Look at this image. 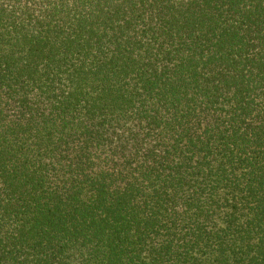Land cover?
<instances>
[{"label": "trees", "instance_id": "obj_1", "mask_svg": "<svg viewBox=\"0 0 264 264\" xmlns=\"http://www.w3.org/2000/svg\"><path fill=\"white\" fill-rule=\"evenodd\" d=\"M0 264H264V0H0Z\"/></svg>", "mask_w": 264, "mask_h": 264}]
</instances>
